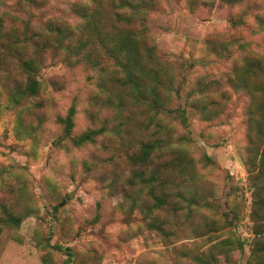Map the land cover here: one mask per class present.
Here are the masks:
<instances>
[{"label": "rangeland", "instance_id": "obj_1", "mask_svg": "<svg viewBox=\"0 0 264 264\" xmlns=\"http://www.w3.org/2000/svg\"><path fill=\"white\" fill-rule=\"evenodd\" d=\"M41 1L36 6L0 0L5 32L10 26L20 31L26 23L28 33L37 31L32 41L18 44H9V36L0 38V61L8 66L0 64V203L12 206L17 201L15 211L25 214L17 228L0 227V264H189L190 255H206L227 235L245 239V245L227 253L212 249L216 254L211 264H245L257 240L243 163L247 95L236 91L230 79L246 53L264 51V35L253 18L260 10L248 7H264L262 1L230 6L223 0H152L145 26L137 29L141 49L147 47L154 56L142 59L144 88L155 86L150 71H156L160 99L167 98L159 112L130 99V90L121 85L123 72L91 39L85 51L108 72L100 73L88 60L77 62L64 39L60 47L50 44L38 53L37 94L10 103L13 82L22 81L17 56L27 59L42 40L56 41L41 37L44 21L77 24L71 5L90 2ZM112 2H100L98 17L105 27L118 29L123 25L111 15ZM246 8L244 25L231 27L228 19ZM77 39L74 35L70 44ZM223 42H228L227 58L216 52ZM114 91L123 99L119 112L105 102L115 98ZM71 105L72 136L102 123L106 134L81 146L62 137L58 117ZM176 107L184 109L185 124L170 113ZM149 137L160 141L151 166L182 155L181 174L169 164L160 167L168 179L167 202L151 213L143 208L152 200L146 189L136 191L126 184L133 168L127 152L136 147L135 140ZM150 219L160 223L161 231L146 226ZM54 244L62 249H53ZM66 248L72 254L68 263Z\"/></svg>", "mask_w": 264, "mask_h": 264}, {"label": "trees", "instance_id": "obj_2", "mask_svg": "<svg viewBox=\"0 0 264 264\" xmlns=\"http://www.w3.org/2000/svg\"><path fill=\"white\" fill-rule=\"evenodd\" d=\"M30 5L41 6V0H24ZM103 0H90V2L97 3V6L90 7V2L73 3L71 12L78 18L77 24H69L67 21H52L46 20L43 23V34L41 37L51 36L56 38L54 42H46L42 40L40 46L34 51V55L24 59L17 56L18 65L16 70L22 76V81H14L13 87L10 90V103L15 102L16 98L21 95L33 96L37 94L40 81L37 79L40 63L38 62V53L51 47L50 44L59 43L67 39L69 42V55L76 57V61L88 60L94 66H101V62L94 57L90 52L85 51L89 39L98 41L104 53L112 58L114 63L123 72L120 79L121 85L128 88L130 91L128 95L131 100L142 103L156 112L163 110L166 106V99H160L157 90L160 84V79L156 71H150L151 79L156 82L155 86L150 87L149 91L144 88L142 83V76H146L144 68L142 67V59L151 60L154 56L151 51L145 47L141 49L139 37L141 31L137 29L138 26H145L144 20L147 12L154 5L152 0H113L111 3V15L114 21L118 24L122 23V27L118 29L107 28L104 26L103 20L98 17L99 13L103 12ZM248 0H223L230 6L240 5ZM264 4V0H261ZM248 7L256 9L259 8V13H254L253 18L256 22L258 30L262 31L264 35V7L253 3ZM247 7V8H248ZM95 11V14L89 10ZM242 10L237 16H231L228 23L231 27H240L245 23V16L248 15V10ZM113 21V20H112ZM77 29V31H75ZM29 25L26 23L20 31L13 26L8 27V31H4V19H0V38L9 36V44H18V40L32 41L37 35V31L28 33ZM76 32V34H75ZM77 36V41L71 45L72 38ZM40 37V39H42ZM264 40V38H263ZM236 41V40H235ZM228 42L221 43L217 48V54L222 52L224 57H229L230 53L227 47ZM240 48L244 49V43H239ZM215 48V46H214ZM12 52H14L12 50ZM11 52V53H12ZM231 52V51H230ZM81 54V55H79ZM79 60V61H78ZM3 62V63H2ZM0 61L7 69L5 61ZM100 73L108 72L103 67L99 69ZM116 74V72H115ZM233 78L230 82L236 91L247 95V107L245 110L247 123V151L243 160L246 166L248 176V186L251 192V214L256 221V228L254 229L257 240L261 239L263 244H260L256 239L251 247L248 259L245 264H264V236H260L264 232V51L246 53L232 70ZM117 76V75H116ZM98 85L101 89L106 90L104 82L99 80ZM205 86L204 84H200ZM166 87V86H165ZM110 96V94H108ZM115 98L108 97L105 101L107 105L114 106L119 112L123 106V99L120 93L114 91ZM114 100L116 102L114 103ZM201 109L204 111L205 107ZM75 109L71 105L64 117H58V122L62 127V137L68 138L75 146H81L85 143H95L98 136L105 135L107 132L106 125H101L88 128L78 135L72 136L71 131L73 127V115ZM174 113L179 120L185 124V111L181 107L171 109L170 113ZM121 125L122 123L119 122ZM114 134L118 135L120 128L115 126L113 128ZM55 143H59L57 140ZM136 147L132 152H127L129 164L133 167L130 169V175L126 178L128 187L134 188L136 191L146 189V195L152 199L150 204L145 203L143 208L147 213H151L154 209L164 207L167 202V193L165 191V183L168 181L167 177L162 175L163 165L176 169L179 174L182 173L180 163L182 155L177 154L175 158L171 159L168 164L162 166H151L153 153L159 148L160 141L153 138H140L135 140ZM209 161V157H205ZM138 188V189H137ZM16 201L12 206H7L5 203H0V227H8L15 229L19 226L25 214L17 213ZM26 209V208H25ZM23 209V211H25ZM27 210V209H26ZM26 212V211H25ZM160 223L150 219L146 226L161 231ZM209 226V225H207ZM47 244L48 240L46 241ZM245 245V239H238L227 235L226 237L215 241L211 247V251H207L206 255H190L191 262L189 264H211V259L215 256L214 252L227 253L235 248L239 250ZM53 249L61 250L59 244L51 245ZM65 254L68 256L66 263L71 261L72 254L68 251ZM237 264V263H233Z\"/></svg>", "mask_w": 264, "mask_h": 264}]
</instances>
